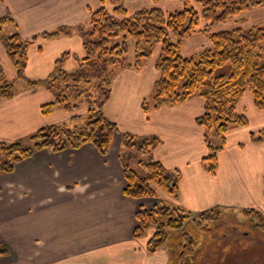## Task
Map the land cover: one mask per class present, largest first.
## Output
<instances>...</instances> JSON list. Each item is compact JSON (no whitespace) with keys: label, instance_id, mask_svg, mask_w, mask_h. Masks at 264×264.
<instances>
[{"label":"crops","instance_id":"obj_1","mask_svg":"<svg viewBox=\"0 0 264 264\" xmlns=\"http://www.w3.org/2000/svg\"><path fill=\"white\" fill-rule=\"evenodd\" d=\"M98 1L0 0V18H10L3 32H17L30 40L27 79L47 78L65 51L72 54L65 70H75L73 54L81 56L83 46L73 27L88 21L89 8ZM144 1L147 5L136 8L153 4ZM60 26H69L72 32L43 37ZM199 36L209 44L203 34L190 40ZM154 64L150 58L141 69L126 67L114 77L103 112L118 130L105 155L90 143L58 152L41 149L15 164L11 172L0 173V244L7 249L0 264H170L179 245L164 244L148 252L147 236L133 237L135 213L150 209L160 198L193 212L259 209L264 215V139H251L252 132L264 128V109L254 106L250 92L239 99L237 111L247 116L248 123L230 126L217 156V169L211 174L201 162L207 152L204 128L196 123L203 113L202 98L192 96L157 107L150 103L147 111L143 109L158 78ZM0 66L14 85L20 80L1 42ZM20 86L13 97L0 96V141L28 138L38 128L75 113L55 108L42 114L40 106L50 102L52 94L42 85ZM121 132L160 139L152 156L166 169L180 171L177 198L162 191L160 198H132L123 193Z\"/></svg>","mask_w":264,"mask_h":264},{"label":"trees","instance_id":"obj_2","mask_svg":"<svg viewBox=\"0 0 264 264\" xmlns=\"http://www.w3.org/2000/svg\"><path fill=\"white\" fill-rule=\"evenodd\" d=\"M162 1V0H151ZM182 8L167 11L157 5L142 6L129 11L124 0H99L98 5L89 8L88 23L78 24L75 32L82 41L83 54H73L77 67L66 71L65 61L72 55L63 52L54 63L51 74L43 80H30L25 76L29 39L19 33L5 34L3 25L10 21L8 16L0 18V42L11 60L18 79H23L31 88L42 85L52 94V100L40 106L42 114H49L55 108L74 112L85 108L82 113H73L70 119L81 120V127L71 128L65 123H53L38 128L28 136L29 143L0 141V173L11 172L18 162L30 157L41 149L53 152L77 149L81 145L92 144L101 155L109 150L112 135L117 131L114 122L103 112L105 102L110 97L111 84L116 74L123 68L139 70L151 56L156 45L160 46L159 56L154 64L158 78L151 100H144L142 107L147 111L149 104L174 105L191 96L204 100L203 113L196 123L204 128L206 154L201 162L204 169L213 174L217 169V156L225 146L230 126H245L248 118L237 112L235 104L245 89H250L254 106L264 109V26L248 28L236 27L226 30H212L228 18L256 6L264 5V0H175ZM200 20L204 23L198 28ZM69 26L43 34L45 38L68 35ZM206 34L210 44L191 56L179 53L182 41L193 33ZM132 51V52H131ZM133 54L132 62L129 54ZM229 62V74H215L214 71ZM13 81L7 80L0 66V96H14ZM214 126L216 141H212L208 131ZM122 148L119 158L125 186L123 193L132 198L157 197L156 189L168 196L179 195L178 169L168 170L153 158L152 150L160 142L154 135H136L121 132ZM252 141L264 139V128L251 133ZM144 168L139 173L131 162ZM161 202V203H160ZM220 210L208 209L193 212L178 204L159 202L150 209H140L135 213L134 238H142L148 229H153L147 239L146 249L154 252L164 245L169 233L182 229L184 221L191 214L204 218ZM251 218L264 234V215L254 209L242 210ZM209 231L208 226L201 228ZM180 252L170 260V264H183L196 247V239L184 232ZM7 253L0 244V256Z\"/></svg>","mask_w":264,"mask_h":264},{"label":"rangeland","instance_id":"obj_3","mask_svg":"<svg viewBox=\"0 0 264 264\" xmlns=\"http://www.w3.org/2000/svg\"><path fill=\"white\" fill-rule=\"evenodd\" d=\"M124 2L126 8L130 11H134L135 9H137V6L147 5L145 4L146 2L144 0H124ZM150 2L153 3L152 5H157L167 11H174L182 8V3L175 0ZM86 23H88V21ZM203 24L204 23L200 20L198 28L202 27ZM253 25L264 26V5L253 7L235 16H232L225 22L215 26L212 30L218 31L233 29L236 27L248 28ZM69 30L71 31L70 28ZM197 34L203 33H193L189 38H186L182 41L179 48V53L181 55H194L202 48L207 47L210 44V41L208 45L205 44L207 40L205 41L204 36H199L194 40H190L192 36ZM203 35L207 37L206 34ZM262 45L264 47V41L262 42ZM157 46L158 45L154 47L151 56L148 58H154L155 62L159 56V52L157 54V51H160ZM133 58V54L130 53L128 57L129 61L132 62ZM147 60L145 61V63L147 62ZM230 72L231 64L229 62L223 64L214 71L215 74H229ZM25 83V80L20 79L14 86L16 88H19L21 87L20 84ZM14 92L16 91L14 90ZM245 92H250L253 101L251 90L247 88L245 89L244 93ZM243 95L240 98H242ZM238 101L239 100H237V102ZM237 102L235 104L236 111ZM83 110H85V108H83ZM77 111L78 110H76L75 113H81L80 111L82 110H80L79 112ZM60 123H65L71 128L75 129L81 127L82 125L81 120L70 119V117L66 118ZM208 134L212 141H216L217 137L214 126L208 131ZM19 140L23 144L29 143L27 138H20ZM139 158H141V156L137 155V158L131 162V165L139 173H143L144 168L142 166H139L136 162ZM156 190L158 193L162 191L160 189ZM162 192L165 193L164 191ZM158 202L159 201L155 202L151 206V208ZM165 202L168 204H175L174 202L169 203L167 201H164V203ZM254 210L262 213L259 209ZM194 216L195 214L193 213L188 217L187 220L184 221V226L182 229H175L174 231H171V233H169V238H167L166 242L164 243L167 244V246L173 245V247L179 245L177 251L178 253L180 252L183 243H185V239L183 238L182 234L183 232L189 235L191 238L196 239V247L194 248L192 255L184 259L183 264H264V234L261 229L254 223V221L244 213L238 210H220L217 215L213 213V215L209 216L208 218H204L200 224H198V220H200V218H194ZM204 226H208L209 231H202L201 228ZM152 232L153 229H148L146 231L145 235L147 236V238L151 236Z\"/></svg>","mask_w":264,"mask_h":264}]
</instances>
